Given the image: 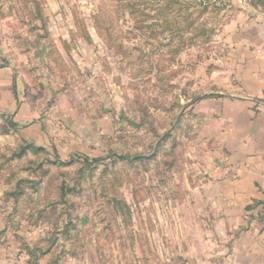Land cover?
Masks as SVG:
<instances>
[{
  "label": "rangeland",
  "instance_id": "rangeland-1",
  "mask_svg": "<svg viewBox=\"0 0 264 264\" xmlns=\"http://www.w3.org/2000/svg\"><path fill=\"white\" fill-rule=\"evenodd\" d=\"M137 6L151 15L147 28L117 0H0V70L12 71L42 126L29 142L10 123L16 108L0 109V232L14 211L6 192L18 179L34 192L20 224L0 236V264L34 254L37 264H239L252 220L231 230L215 217L204 197L213 146L193 108L176 109L213 86L218 33L171 65L168 35L151 36L161 29L156 10ZM165 132L159 160L118 159L155 152ZM85 157L99 161L85 168Z\"/></svg>",
  "mask_w": 264,
  "mask_h": 264
},
{
  "label": "crops",
  "instance_id": "crops-1",
  "mask_svg": "<svg viewBox=\"0 0 264 264\" xmlns=\"http://www.w3.org/2000/svg\"><path fill=\"white\" fill-rule=\"evenodd\" d=\"M225 1L227 19L214 41L219 54L207 72L213 86L193 111L202 115L203 137L213 146L207 153L204 197L215 217L226 220L232 230L247 225V215H258V210L245 211L247 205L264 200V0ZM22 96L12 71L1 69L0 109L15 107L19 117L11 119L25 125L19 131L27 141L36 142L42 139V126ZM238 243L234 261L264 264V219L253 218Z\"/></svg>",
  "mask_w": 264,
  "mask_h": 264
},
{
  "label": "trees",
  "instance_id": "trees-1",
  "mask_svg": "<svg viewBox=\"0 0 264 264\" xmlns=\"http://www.w3.org/2000/svg\"><path fill=\"white\" fill-rule=\"evenodd\" d=\"M144 3H148L151 7L156 10V16L158 19L161 20L160 23V31L154 30L152 32V37L158 38L159 34H167L170 38L169 43L166 46L170 47L168 49V53L170 57L168 58L171 62V65L175 63L176 57L183 52V50L187 48H193L194 46H205L209 45L212 40L213 36L216 35L221 26L224 24V17L227 9V3L224 0H142ZM125 9L130 11L131 15L137 21V28L143 29L147 28V25H144V20L150 18L151 15L142 12L139 10L137 4L139 0H117ZM178 39L179 43L177 45H173V41ZM14 93L16 95V85L14 84ZM197 96L193 99L192 102L187 103V105L180 106L177 105L176 109H183L188 106L192 107L194 104L200 100L201 98L205 97ZM181 115V116H180ZM195 117L199 118L203 123V117L201 114H194ZM200 116V117H199ZM179 118L178 121L182 119V114L179 113V116L176 115V118ZM10 123L15 128H23L25 127L22 123H15L12 119H10ZM202 127V126H201ZM172 137V134L169 132H165V134H157L158 140V148L155 152L153 150L149 153H137L134 155H125V154H116V151H113L110 155H117L118 159L123 162H140V161H148V162H155L159 160L162 151V146ZM175 147V144H173ZM25 146L21 145L22 153L19 155H23L25 153ZM4 156V155H1ZM10 159V158H9ZM8 159V160H9ZM12 160V159H10ZM9 160V161H10ZM6 161L0 164V173L2 170L1 165L6 164ZM99 159H91L89 157H85L84 159V167L89 168L91 165H94ZM1 182V180H0ZM27 182V181H26ZM23 182L21 179H18L15 184L14 190H9L6 192V198L8 201H13V212L9 213V225L10 221L14 224H20V216L19 210L21 209V202L23 199L26 198L28 205L33 203V196L34 192L26 190L22 184L26 183ZM37 185L39 186V182H36L34 186H31L33 190H37ZM264 192V190H262ZM66 195V191L64 188H61V196L64 198ZM39 203H36L32 213L29 217H33L35 212H41L42 208H40ZM24 208V207H23ZM258 210V215H249V222L253 218H258L259 220L264 219V200H255L253 203L247 205L245 207V211L253 212ZM71 222V221H70ZM9 225L7 224L6 229L0 232V236H4L8 233ZM67 226V225H66ZM247 228V227H245ZM31 255L33 254L32 251L30 252ZM39 259V255L34 254L32 260H29V264H36ZM57 264V262H55Z\"/></svg>",
  "mask_w": 264,
  "mask_h": 264
}]
</instances>
